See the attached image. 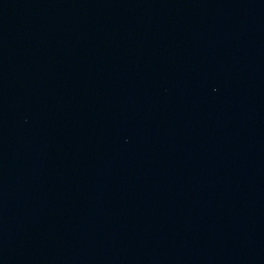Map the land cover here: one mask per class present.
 <instances>
[{
  "label": "water",
  "instance_id": "water-1",
  "mask_svg": "<svg viewBox=\"0 0 264 264\" xmlns=\"http://www.w3.org/2000/svg\"><path fill=\"white\" fill-rule=\"evenodd\" d=\"M0 264H264V0H0Z\"/></svg>",
  "mask_w": 264,
  "mask_h": 264
}]
</instances>
